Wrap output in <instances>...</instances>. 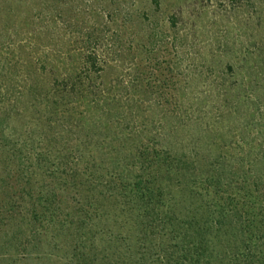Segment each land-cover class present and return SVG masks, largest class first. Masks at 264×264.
Returning a JSON list of instances; mask_svg holds the SVG:
<instances>
[{"label": "rangeland", "instance_id": "obj_1", "mask_svg": "<svg viewBox=\"0 0 264 264\" xmlns=\"http://www.w3.org/2000/svg\"><path fill=\"white\" fill-rule=\"evenodd\" d=\"M94 55L97 68L89 58ZM101 76L106 93L96 88ZM137 84L145 100L136 107L129 100ZM94 97L114 99L119 109L133 111L128 116L140 114L154 144L168 138L182 156L219 158L224 182L232 181L226 194L233 187L242 191L244 181L254 183L259 171L264 179V159L255 164L264 154V0H0V264H191L173 251L159 255L172 243L159 229L150 242L142 227L124 225L112 201L99 196L102 186L92 192L93 203L121 226L99 224L96 246L93 233L82 239L94 248L88 260L67 255L65 235L74 239L78 228L58 224L52 238L54 228L35 221L41 200H32L28 189L46 197L54 186L46 166L29 177L31 145L43 137L41 145L55 146L65 153L58 160L70 164L79 151L85 155L82 137L91 145L104 143L105 122L88 128L79 116L86 106L81 100ZM106 107L94 105L85 118L124 112ZM129 123L132 129L141 125ZM19 157L25 159L20 170ZM67 185L54 187L63 206L85 203L63 190ZM227 228L211 234L222 242L218 263L242 252Z\"/></svg>", "mask_w": 264, "mask_h": 264}, {"label": "trees", "instance_id": "obj_2", "mask_svg": "<svg viewBox=\"0 0 264 264\" xmlns=\"http://www.w3.org/2000/svg\"><path fill=\"white\" fill-rule=\"evenodd\" d=\"M152 3L159 5L160 0H152ZM114 21H117V17ZM152 33L150 32V35ZM89 58L92 68H97L98 56ZM56 84L54 82L52 85L55 87ZM106 84L105 78L101 76L96 85L97 90L106 93ZM72 85L77 86L76 83ZM138 86L139 84L134 86L135 93L129 100V103L136 107L145 100L143 95L138 93ZM94 98L91 101L81 98V103L85 102L86 106L85 111L79 113V116L88 128L91 126L90 123L105 122L103 130L108 134L106 133L104 137V143L91 145L87 141L82 142V137L78 145L83 147L85 155L82 150L79 151V159L71 161L70 164H63L58 160L59 155L64 156L65 153L55 146L43 147L40 143L43 137L38 136L39 143L34 142L30 148V154L33 156L28 173L30 178L37 173V169L41 170L46 166L54 187H60L62 183L68 182L69 188L65 187L63 190L73 191L75 196L80 194L85 202L81 204L80 201L78 205L76 203L77 206L71 203L67 207L66 204L63 206V201L58 200V192L54 187L49 188L50 193L46 197L44 193L36 194L32 189H28L32 200L36 201L35 196L41 200L40 205L33 209L35 221L43 223V226L46 221L49 231L50 227H53L52 238L58 236V231L55 233L58 224L64 229L78 228L74 239L65 235L67 239L65 244L69 250L67 255H83L88 260L92 244L90 247L82 239L93 233L90 238H94L93 245L96 246L100 232L95 234L94 231L99 224L108 220L111 228L117 229L121 226L120 221L109 216L108 209L102 212V209H98L93 203L92 192L102 186L100 190L103 195L99 196L112 201L111 205L121 217L113 210L112 212L124 225L131 223L130 227H142L146 239L150 242L151 238L156 237L157 229H159L157 234L161 238L166 236L171 238L172 243L168 244L171 249H167L168 253L161 251L159 255L165 256L173 251V255L185 256V261L191 264H264V179L261 171L257 172L254 183L250 181L245 185L244 181L242 191L233 192L235 189L233 187L232 191L226 194L230 188L227 186H232V181L224 182L225 169L219 158L215 157L214 160L210 159L211 161L205 158L204 161H200L186 153L182 156L168 138L166 142L154 144L153 138L151 139V136H154L153 130L145 129L147 123L140 119V114L128 116L132 115L133 111L119 109V104H115L114 99L102 101L99 97ZM60 99L57 103L63 101V96H60ZM101 102L104 108H107L108 104L109 112H124L116 113L115 116L109 113L106 115L92 113L85 118L86 110L94 109V105ZM129 121H137L138 124L141 122V125L132 129L129 127ZM127 122L128 124H124L122 128V123ZM127 129L132 132H127ZM163 131L165 130L162 129ZM111 132H114V135L113 133L110 135ZM164 135L167 137L165 132ZM160 136L163 134L160 133ZM90 139L93 140L94 137ZM209 147V156L213 157L215 149L212 145ZM73 148L71 150L75 151V146ZM262 159L264 154L260 153L255 164L258 165ZM23 161L25 159L19 157V170ZM63 170L66 173H63ZM108 180L113 181L107 182ZM29 186L30 183L27 188ZM108 204L110 205L109 202ZM124 212L131 218L128 219ZM181 216H185L186 221ZM224 226L228 227L227 232L232 236L230 240H234L232 244L240 247L242 252L226 263L225 261L218 263V259H223V256L221 257L222 251L218 249L217 242L221 245L222 242L215 241L211 234L218 237ZM109 238L116 240L113 236ZM135 240L141 243L143 239L137 237ZM238 240L240 244L235 242ZM151 245L153 246L152 243ZM73 260L72 257L69 258L70 263Z\"/></svg>", "mask_w": 264, "mask_h": 264}]
</instances>
